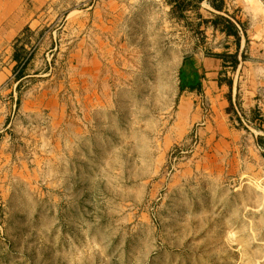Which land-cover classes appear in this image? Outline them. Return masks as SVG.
Here are the masks:
<instances>
[{
  "label": "rangeland",
  "instance_id": "rangeland-1",
  "mask_svg": "<svg viewBox=\"0 0 264 264\" xmlns=\"http://www.w3.org/2000/svg\"><path fill=\"white\" fill-rule=\"evenodd\" d=\"M165 1L0 0V32L20 14L43 28L0 47V264H264V0ZM102 8L119 9L114 56ZM195 55L221 66L199 68L198 121L173 145ZM48 87L71 127L32 109Z\"/></svg>",
  "mask_w": 264,
  "mask_h": 264
},
{
  "label": "crops",
  "instance_id": "crops-1",
  "mask_svg": "<svg viewBox=\"0 0 264 264\" xmlns=\"http://www.w3.org/2000/svg\"><path fill=\"white\" fill-rule=\"evenodd\" d=\"M163 3L165 5L166 1L162 0V2H160V5L163 7ZM167 4V3H166ZM211 10L215 13H219L217 12L213 7H211ZM166 11H169V7L166 6ZM99 12V11H98ZM119 9L118 8H107V11H105V9H101L100 10V19H98L97 22V26H98V31H102V38H100V43L99 46L100 47H110L111 50V55L114 56L115 52L117 51L116 47H117V43L119 40V28H120V18H119ZM21 16L18 15L17 19L19 17H22V14H20ZM99 15V14H98ZM108 18V19H107ZM15 20L16 24L14 26V28H8L6 30H3L0 32V47H7V46H13L16 45V43H18V40H20L21 38L24 37L26 30L28 28V30L30 31H37V30H41L43 28H41V22H40V18L38 17V19H36L35 17L32 19L33 22L31 23L30 21L28 22H22L20 23L18 20ZM107 20V21H106ZM105 23L110 24V26H106ZM39 30V31H40ZM105 31H107V36L104 34ZM109 32H111V34H109ZM185 58H182L180 60L179 63V81L181 84V80H180V72L184 67V63H185ZM194 64L196 65V67L199 69L202 65L203 68L205 69V71H209V70H220V66H221V60L220 59H216V58H210V57H203V60H199V57L195 55V58L193 59ZM89 63L87 68L85 69V71L90 72V68L94 67L93 69V73H90L93 78L94 83L98 81H100V78L102 76V70H105V64L108 62V58L106 57H92L91 59H87L86 63ZM112 62V61H109ZM115 62V61H114ZM199 64V65H197ZM95 68H96V72H95ZM107 68V67H106ZM200 75L202 74L201 70H199ZM219 73V72H217ZM217 73H211V74H205V76L209 79L210 75H212L214 77V75H216ZM88 74V73H87ZM209 75V76H208ZM203 76V75H202ZM89 78H87V82ZM84 81V80H83ZM82 81V82H83ZM203 84H206L207 81L205 80V78L203 77L202 81ZM211 83V82H210ZM213 85H216L217 83H211ZM229 89V87H227ZM55 89V90H54ZM222 89L224 90V87H222ZM63 90H66V88L64 87H60V89H56V88H51L48 87L47 88V92H45V98L41 101V102H37L36 104H32V109H34V112L41 114L43 112L45 108V105H47V109L50 110V116L54 119V124L60 128H62L63 126H65V128H67L68 126H72L71 120L68 119L67 117V110L64 108L62 100H61V95L60 93H62ZM84 94H86L85 89H83ZM89 94H91V91H88ZM181 93L184 96V101L182 104H185L188 106L189 109H191V112L193 113L196 109V118L193 117V115L188 118V120L186 122H184V124L182 125L184 127V131H178L179 133H175L172 137V144H178L181 143L188 135L191 127H193V125L195 123H197V119H198V114H199V109L195 107V99L196 97H200L202 94V91H198V90H186V91H181ZM233 93V92H232ZM101 94V91H100ZM205 95H208L206 92L204 93ZM93 95H98V92H94ZM189 97V98H188ZM99 100V99H98ZM100 101H93V107L92 110L96 111V110H101L104 109V107H106L104 104L100 103ZM229 101H225L223 104L224 106H228L229 105ZM86 107L88 108V106L86 105ZM82 125H84L82 123ZM67 130V129H66ZM83 130L81 131V140H83ZM226 136L231 137L230 132L228 131L227 133H225ZM234 135V133L232 134ZM86 137V136H85ZM73 140V135H70V141ZM257 146L260 147L261 145H259V143H257ZM261 148V147H260ZM216 155H220V154H216ZM263 169H264V161H263Z\"/></svg>",
  "mask_w": 264,
  "mask_h": 264
},
{
  "label": "trees",
  "instance_id": "trees-1",
  "mask_svg": "<svg viewBox=\"0 0 264 264\" xmlns=\"http://www.w3.org/2000/svg\"><path fill=\"white\" fill-rule=\"evenodd\" d=\"M176 4V2H175ZM180 5V4H179ZM213 8L218 11L222 12V8L220 6H213ZM219 24H224L223 28H219L220 31L225 34L226 36H232L234 37L238 42L240 40V34L237 26L231 22L230 20H227L223 17L217 16L214 21L215 27H217ZM238 60L237 58H234V69L238 66ZM202 79L203 76L200 75L199 69L196 67L193 61H189L188 59L185 60L184 67L180 72V89L181 91L186 90H198L200 91L202 88ZM231 86V84H230ZM232 103V101H230Z\"/></svg>",
  "mask_w": 264,
  "mask_h": 264
}]
</instances>
